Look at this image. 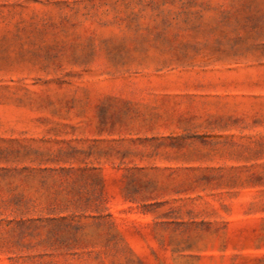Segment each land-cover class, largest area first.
Returning <instances> with one entry per match:
<instances>
[{"label": "rangeland", "instance_id": "374dc122", "mask_svg": "<svg viewBox=\"0 0 264 264\" xmlns=\"http://www.w3.org/2000/svg\"><path fill=\"white\" fill-rule=\"evenodd\" d=\"M0 264H264V0H0Z\"/></svg>", "mask_w": 264, "mask_h": 264}]
</instances>
